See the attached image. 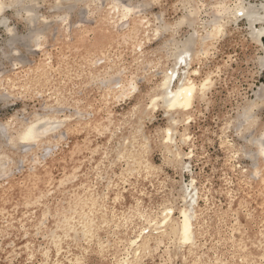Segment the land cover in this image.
<instances>
[{
    "label": "bare ground",
    "instance_id": "6f19581e",
    "mask_svg": "<svg viewBox=\"0 0 264 264\" xmlns=\"http://www.w3.org/2000/svg\"><path fill=\"white\" fill-rule=\"evenodd\" d=\"M215 1V5L211 7L213 15L207 24H204L199 15L200 0H180L183 13L173 22L164 21L162 13L153 17L145 16L141 12L136 13L137 5L126 4L124 0H56L58 6L65 2L70 3L69 7L62 8L68 9V13L53 17L56 18L54 22L58 27V34L65 33L64 24L68 23L69 12L76 9L74 2L83 4L82 9L79 7L81 18L87 16L91 4L99 2L104 26L115 25L117 21L120 22L131 16L137 49L141 42L159 39L154 50L156 52L152 55H157L160 61L157 70L153 73L157 77L155 82L145 93L140 94L123 114L119 116L111 112L108 116L101 117L102 115L97 110L94 112L95 109L92 107L93 113L88 114L92 119L91 125L94 127L98 122L94 133L99 132L104 135L103 142L101 144L96 142L93 133L87 137L84 145L78 146L83 152L74 153L78 149L76 147L72 150L75 160L86 152L91 153L88 157L94 164L95 178L103 171L108 174L114 173L112 181L110 180L106 185L115 188L113 189L114 207L108 202L109 192L98 189L97 183L90 181L91 177L80 174L81 168H76V173L71 174L64 165L66 174L58 184L46 171L49 167L48 163L52 162V158L48 157L56 148L52 146L50 134L72 120L68 116L66 119L58 116L60 106L56 109L55 105L47 101L42 113L35 111L30 115H14L6 125L0 124V172L3 173L7 169L11 155L16 153L19 147L22 150V146L26 147L25 151L22 150L23 161H35L34 171H37L36 176L26 178L24 184L26 192L21 194L22 203L19 207L12 206L13 209L7 207L4 210L0 205V210H4L8 216L6 221L0 223V237L3 241L8 239L10 231L16 225L22 224L24 228L23 232L17 233L10 245V248H17V253L21 255L19 264H89L93 253L100 258L102 264H109L110 257L114 258L115 264H147L149 259L155 264L159 247L163 244L168 245L170 259L177 260L181 264H187L193 258H197L198 264H264V218L260 231L247 229L243 234L241 233L242 242L239 248H242V253H236L235 250L230 259H226L220 252L211 253L212 247L200 241L202 215H206L209 208H201L199 199L201 193L206 199L207 195L199 184V173L190 171V163L187 160L193 157L192 150L187 153L183 149L185 145L195 147L194 137L186 129L184 133L178 132L180 123L189 126L198 103L206 100L208 92L214 85L215 71L222 70V66L226 64L223 61V64L217 66V70L206 72L205 76H201L200 69L194 67L195 63L200 64L202 56L208 53L213 41L222 32L225 33L228 23L236 29L241 30L243 27L246 29L251 41L262 50L254 61L264 68V0ZM27 2L34 7L38 6L37 0H0V26H5L10 35L8 51H3L2 54L6 59L19 52L14 46L15 43L19 41L23 43L26 40L14 33V29L9 28L4 13L8 8L18 10ZM27 6V21L34 26L31 40L36 48L51 34L49 31L45 32L50 30L51 25L47 20L38 21L32 9L34 7L28 9ZM144 6L141 8L144 9ZM183 26L191 28L190 36L179 41L175 39V34ZM201 29H204V32ZM64 38L65 36H62L59 41ZM103 43L104 40L101 39L88 46L87 48L91 49L88 55L101 50L104 47ZM151 58L149 57V60ZM48 60L42 59L39 63L38 83L44 79L49 67H52ZM168 61L171 62L167 63ZM99 62H103V59ZM14 83V77L4 74L0 78V90L5 87L11 90L16 86ZM133 83L129 80L121 83L125 95L134 90ZM256 93V99L245 102L240 114L229 118L225 127L226 131L234 126L244 138L241 147H233L228 142L229 146L236 149L238 155H244L252 161L264 158V123L259 122L256 117V111L264 105V86L262 85ZM157 109L164 110L168 119L167 126L149 130L145 127L146 121ZM11 129L17 130L15 136L8 134ZM34 148L41 149L42 156L35 157L32 152ZM156 149L163 150L165 162L181 172L180 181H175L166 175L164 177L161 165L152 160V154ZM40 158L44 164L37 166ZM123 163L125 168L115 173V167H120ZM244 169L242 170L244 173L252 174L257 167ZM184 171H189L191 175L188 184L184 181L182 174ZM45 172H48V175H45ZM41 177L44 182L47 180L44 184L40 180ZM129 177H133L138 183L143 181V178L144 181L158 178L170 187L171 195L164 200L165 205L162 207L147 209L138 202L125 205L118 193L123 184L128 182ZM46 184L51 188L47 192L48 196L57 193L56 196L60 197L54 206L46 207L47 196H44L46 192H43ZM59 190L63 192L61 196L58 194ZM4 201L0 193V204ZM121 204L126 206L124 207L126 211H119ZM110 225L117 227L114 235L108 232ZM34 235L37 238H34ZM0 249H2L1 244ZM14 256L12 255V258Z\"/></svg>",
    "mask_w": 264,
    "mask_h": 264
},
{
    "label": "rangeland",
    "instance_id": "374dc122",
    "mask_svg": "<svg viewBox=\"0 0 264 264\" xmlns=\"http://www.w3.org/2000/svg\"><path fill=\"white\" fill-rule=\"evenodd\" d=\"M37 1L38 6L36 7L27 2L18 10L8 8L4 13L8 19L9 28L14 29V33L26 40L23 43L20 41L15 43L14 46L19 52L10 59L2 56L3 51H8L7 44L10 35L5 26H0V78L4 74L14 77L16 85L11 90L6 87L0 90V124L6 125V122L14 115H30L35 111L42 113V108L47 101L55 105L56 109L60 106L58 116L63 119L68 116L72 120L50 134L49 139L53 143L52 146L56 148L52 151L54 154L51 153L48 157L52 158V162L48 163L49 167L46 171L49 172L50 178L58 184L66 174V169L67 172L75 174L76 168H81L80 174L91 177L90 181L97 183L98 189L109 192L108 202L114 207L115 192L113 189L115 188L106 186L110 180L112 181L114 173L108 174L103 171L95 178L94 164L88 157L91 153L86 152L85 155H80L79 159L75 160L72 150L84 145L87 137L97 129L98 122L93 127L92 119L89 117L93 113L92 107L95 109L94 112L97 110L102 115L101 117H106L111 112L120 116L140 94L145 93L155 82L157 77L153 73L159 66L160 58L152 54L156 52L154 50L157 48L159 39L141 42L139 51L134 39L136 33L131 24V16L120 22L117 21L115 25L104 26L99 2L91 4L92 7L85 18L80 17L83 4L74 2L76 9L69 12L68 23L64 24L65 35L58 34V27L54 22L56 18L53 17L57 14L68 13V9L62 8L63 6L69 7L70 3L65 2L58 6L56 0ZM246 1L260 2L262 0ZM124 2L132 6L137 5L135 12H141L145 16L153 17V15L162 13L164 21L173 22L183 13L180 0H124ZM200 2V19L207 24L213 15L211 7L216 1L200 0ZM26 6L29 7L28 9L34 7L32 9L38 21L47 20L51 25L50 30L45 31L51 34L36 48L31 40L34 26L27 21ZM143 6L144 9L141 8ZM201 30L204 32V29ZM190 32L191 28L183 26L175 34V39L185 40L187 36H190ZM224 32L213 41L208 53L202 56L200 64L195 63L194 67L200 69L201 76H205L206 72L217 70V66L223 64V61L226 64L222 66V70L215 71L214 85L208 92L206 100L198 103V108L189 126L180 123L178 132L184 133L186 129L194 137L195 147L185 145L183 149L187 153L192 150L193 157L187 160L190 163V171L195 174L199 173V184L207 195L206 199L201 193L199 199L201 208H209L208 213L202 215L200 241L212 247L211 253L220 252L226 259H230L235 250L236 253H242V248H239L242 242L241 233L243 234L247 229L255 232L262 228L264 158L252 161L244 155H238L236 149H232L228 142L238 148L244 144V138L239 135L234 126L226 131L225 127L229 118L240 114L245 102L256 99V92L262 85L264 86V68L254 61L262 50L251 41L244 27L239 30L228 23ZM62 36L65 38L59 41ZM101 39L104 40V47L101 48L103 51L98 50L89 56L88 52L91 49L87 47ZM149 57L152 58L149 60ZM42 59H49L52 67H49L47 73L44 74V79L38 83L39 63ZM102 59L103 62H99ZM127 80L134 82L135 88L125 95L121 83ZM256 117L259 122L264 123V105L256 111ZM167 123L168 119L165 117L164 110L157 109L146 121L145 127L149 130H156L158 127H166ZM8 134L15 136L17 130L11 129ZM93 137L100 144L104 140V135L99 132L94 133ZM21 149L25 151L26 147L22 146ZM22 150L19 147L17 152L11 155V162L7 169L3 173L0 172V193L5 200L0 205L4 210L7 207L13 209L12 206H20L21 194L26 192L24 188L26 178L37 175V171H34L35 161H23ZM32 152L35 157L43 154L41 149L34 148ZM75 152L83 151L78 148ZM163 153L161 149L154 150L152 160L161 165L164 177L166 175L175 181H180L181 172L165 162ZM37 162V166L44 164L41 158ZM64 165L66 169H63ZM252 166H256L258 171L250 170L254 174L243 172L244 168ZM124 168L125 163L120 167H115V173ZM48 172H45V175H48ZM182 174L184 181L188 184L191 180L190 172L184 171ZM40 180L43 184L47 181L44 182L42 177ZM81 184L84 186L83 183ZM50 190L51 188L46 184L43 189V192H46L44 196H47L46 207L54 206L60 198L56 196L57 193L54 196H48L47 192ZM61 191H58L60 196L63 194ZM118 194L125 205L138 202L145 208L151 209L164 206V200L171 195V190L158 178L145 181L143 178V181L138 183L133 177H129L128 182L123 184ZM123 204L119 209L121 212L126 211L124 208L126 206ZM4 210H0V223L8 218ZM176 214L178 215V212ZM12 215L16 214L12 213ZM20 225H16L10 231L6 241L0 237L2 245L0 253H3L0 255L1 264L10 262L19 264L21 255L17 253V248H10V245L17 233L24 231L22 224ZM115 229H117L116 225L108 227L110 235H114ZM34 238L37 236L34 235ZM167 246L166 244L160 245L155 264H181L177 260L170 259ZM12 255H15L14 258ZM196 259L193 258L187 264H198ZM108 263L115 264L114 258H108ZM89 264H102V262L93 253ZM147 264H153V260L149 259Z\"/></svg>",
    "mask_w": 264,
    "mask_h": 264
},
{
    "label": "snow or ice",
    "instance_id": "6c2138e0",
    "mask_svg": "<svg viewBox=\"0 0 264 264\" xmlns=\"http://www.w3.org/2000/svg\"><path fill=\"white\" fill-rule=\"evenodd\" d=\"M185 242H187V241H185Z\"/></svg>",
    "mask_w": 264,
    "mask_h": 264
}]
</instances>
